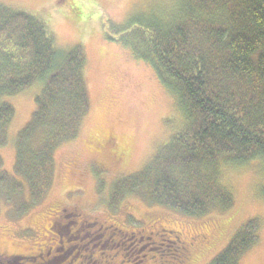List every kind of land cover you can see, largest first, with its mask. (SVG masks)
<instances>
[{
	"label": "trees",
	"instance_id": "obj_1",
	"mask_svg": "<svg viewBox=\"0 0 264 264\" xmlns=\"http://www.w3.org/2000/svg\"><path fill=\"white\" fill-rule=\"evenodd\" d=\"M174 3L167 22L156 16L157 24L136 19L106 27L108 40L152 68L183 118L151 162L111 194L202 217L233 205L220 181L224 165L257 160L264 170V0ZM32 86L39 92L31 120L17 134L14 176L0 170L6 204L24 185L31 204L50 189L56 149L79 135L90 96L83 48H59L44 21L0 3V147L14 118L3 98ZM258 232L248 222L210 264H242Z\"/></svg>",
	"mask_w": 264,
	"mask_h": 264
},
{
	"label": "rangeland",
	"instance_id": "obj_2",
	"mask_svg": "<svg viewBox=\"0 0 264 264\" xmlns=\"http://www.w3.org/2000/svg\"><path fill=\"white\" fill-rule=\"evenodd\" d=\"M0 3L44 21L59 48H83L90 96V111L79 135L56 149L53 183L42 199L31 204L25 185L10 204L0 199V264H44L40 253L56 245L63 248L58 246L57 233L63 242L68 240L64 252L71 250L74 259L79 249L87 250L72 264H210L250 221L257 223L259 232L242 264H264V170L260 161L224 165L220 181L230 190L233 205L202 217L186 216L139 196L111 194L117 182L151 162L180 130L183 118L152 68L134 58L127 47L108 40L106 27L136 19L157 24L156 16L167 22L164 19L171 16L174 0ZM38 92L32 86L3 98L14 109L7 142L0 147V170L9 176H14L17 134L31 120ZM76 226L79 234L72 232ZM101 231L106 235L101 237ZM68 261L57 258L50 264Z\"/></svg>",
	"mask_w": 264,
	"mask_h": 264
},
{
	"label": "flooded vegetation",
	"instance_id": "obj_3",
	"mask_svg": "<svg viewBox=\"0 0 264 264\" xmlns=\"http://www.w3.org/2000/svg\"><path fill=\"white\" fill-rule=\"evenodd\" d=\"M60 213L62 214L63 213V211H60ZM78 225V224H77ZM84 224H82V223H79V226H83ZM73 231V233L74 234H79L80 232H79V229H78V226H76V227H73V229H72ZM101 235V237L103 236V235H106V233H103V231H101V232H99ZM56 234V233H55ZM56 235H58V238H59V240H58V246L60 245H62L63 246V248H57V245L55 246V247H51L48 251H46L45 253H40L39 254V256H44V257H38V258H40L41 260H42V262L44 263V264H50V262H51V260L53 261L54 259H57V258H59V260H60V262H64V261H66V260H69L68 261V263H70V264H72V263H74L75 261H76V259L79 257V256H81L80 255V252L81 253H83V252H85V251H87V250H85V247L84 248H82V249H79L80 250V252H78V254H77V258H75L74 259V255H72V252H71V250H69L67 253L66 252H64V247L65 246H67L68 245V240H65L64 242H63V240H62V236H61V234H59V233H57ZM107 238H109L110 239V235H108V236H106ZM111 240V239H110ZM117 242H119V241H117ZM115 245L118 247L119 245L118 244H116L115 243ZM98 249V248H97ZM94 250H96V249H94L93 248V250H92V252H94ZM99 250H101V249H99ZM102 251V250H101ZM136 253H138V251H136ZM44 254V255H43ZM62 254V255H61ZM72 255V256H71ZM94 261V260H93ZM97 262V261H96ZM96 262H94V263H92V264H95Z\"/></svg>",
	"mask_w": 264,
	"mask_h": 264
}]
</instances>
